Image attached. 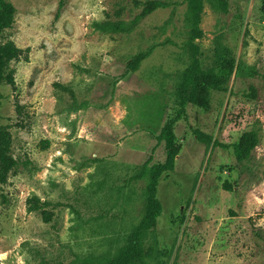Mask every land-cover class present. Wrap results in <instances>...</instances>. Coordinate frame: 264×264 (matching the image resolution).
<instances>
[{"label":"rangeland","instance_id":"obj_1","mask_svg":"<svg viewBox=\"0 0 264 264\" xmlns=\"http://www.w3.org/2000/svg\"><path fill=\"white\" fill-rule=\"evenodd\" d=\"M7 1L16 11L0 43L29 51L9 63L16 89L0 85V128L17 160L0 183V264H83L124 243L143 215L150 166L166 158L156 136L178 113L194 54L220 83L209 88V109L187 104L173 124L180 149L157 179L161 211L144 239L154 247L146 263L264 264L261 1L226 0L223 11L202 0L192 43L187 0H63L57 18L59 0ZM146 1L161 6L134 19ZM119 20L120 31L102 28ZM194 129L223 144L252 130L257 144L238 162L231 147L202 143ZM33 195L47 221L28 209Z\"/></svg>","mask_w":264,"mask_h":264},{"label":"trees","instance_id":"obj_2","mask_svg":"<svg viewBox=\"0 0 264 264\" xmlns=\"http://www.w3.org/2000/svg\"><path fill=\"white\" fill-rule=\"evenodd\" d=\"M260 11L264 13V0H260ZM223 11H227L226 0H218ZM64 6V1L59 0L56 18ZM161 6L159 1H146L145 6L139 16H144L152 12L157 7ZM202 10V0H187L186 20L190 27L189 43L193 39L199 37L202 32L199 28L200 13ZM14 5L7 0H0V34L6 29L10 28L14 22L15 14ZM116 15L119 11L115 10ZM124 22L119 20L117 22H105L102 25L103 29L111 31H120L124 29ZM29 48L22 49L15 45L12 40H7L0 43V85L7 84L12 90L16 89L14 68L9 66L11 61H18L23 52H28ZM147 54L140 53L133 57L126 63V71H135L139 63L145 58ZM220 83L219 78L214 75L205 73L200 64L198 57L194 54L188 67L182 72L181 81L176 93V101L179 109L178 113L173 119L168 121L162 128L160 133L156 136L157 140L164 139L166 146V158L163 163H157L150 166L148 171L149 181L146 186V197L144 204L143 215L138 223L133 227L131 232L125 237L124 243L118 246L113 251H107L103 254H93L83 258H79L83 264H147L146 260L150 258L154 252L152 244H145L144 239L153 230L156 219L161 211V204L156 197L157 179L163 171H172L174 168L175 157L178 154L180 145L175 139L173 132V124L177 121L181 113L184 112L187 104H192L204 110L210 107L209 88H218ZM251 96H255V89L251 88ZM21 106L15 104L16 113H20ZM196 138L202 143H210L224 149L231 147L236 161L241 162L247 160L252 150L257 144L256 134L252 130L243 132L237 141L231 144H223L218 140H212V136L206 134L198 129H194ZM11 136L4 128H0V183H5L10 171L17 167V160L10 153ZM224 190H231V186L223 184ZM28 209L40 211L45 221L49 219L47 211L45 210V202L41 201L36 195L30 196L26 199Z\"/></svg>","mask_w":264,"mask_h":264}]
</instances>
